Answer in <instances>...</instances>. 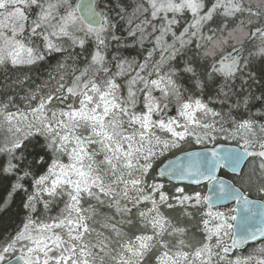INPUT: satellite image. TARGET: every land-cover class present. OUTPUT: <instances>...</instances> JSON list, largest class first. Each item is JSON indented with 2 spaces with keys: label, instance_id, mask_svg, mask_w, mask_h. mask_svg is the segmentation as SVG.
<instances>
[{
  "label": "snow or ice",
  "instance_id": "6c2138e0",
  "mask_svg": "<svg viewBox=\"0 0 264 264\" xmlns=\"http://www.w3.org/2000/svg\"><path fill=\"white\" fill-rule=\"evenodd\" d=\"M0 264H264V0H0Z\"/></svg>",
  "mask_w": 264,
  "mask_h": 264
},
{
  "label": "trees",
  "instance_id": "16d2710c",
  "mask_svg": "<svg viewBox=\"0 0 264 264\" xmlns=\"http://www.w3.org/2000/svg\"><path fill=\"white\" fill-rule=\"evenodd\" d=\"M225 178H228L229 177V175L227 174V173H225L224 171H222V173H221Z\"/></svg>",
  "mask_w": 264,
  "mask_h": 264
},
{
  "label": "water",
  "instance_id": "95a60500",
  "mask_svg": "<svg viewBox=\"0 0 264 264\" xmlns=\"http://www.w3.org/2000/svg\"><path fill=\"white\" fill-rule=\"evenodd\" d=\"M225 173H227L226 171H224ZM227 174H229V173H227ZM230 175V174H229Z\"/></svg>",
  "mask_w": 264,
  "mask_h": 264
},
{
  "label": "bare ground",
  "instance_id": "6f19581e",
  "mask_svg": "<svg viewBox=\"0 0 264 264\" xmlns=\"http://www.w3.org/2000/svg\"><path fill=\"white\" fill-rule=\"evenodd\" d=\"M229 175V174H228Z\"/></svg>",
  "mask_w": 264,
  "mask_h": 264
}]
</instances>
